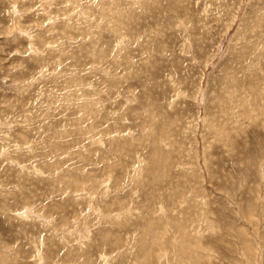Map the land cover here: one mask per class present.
<instances>
[{"label":"rangeland","instance_id":"rangeland-1","mask_svg":"<svg viewBox=\"0 0 264 264\" xmlns=\"http://www.w3.org/2000/svg\"><path fill=\"white\" fill-rule=\"evenodd\" d=\"M0 264H264V0H0Z\"/></svg>","mask_w":264,"mask_h":264}]
</instances>
